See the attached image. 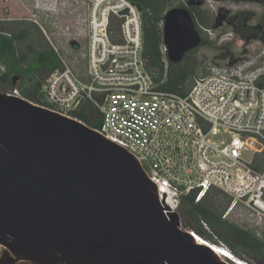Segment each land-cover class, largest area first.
I'll use <instances>...</instances> for the list:
<instances>
[{
	"label": "water",
	"instance_id": "water-1",
	"mask_svg": "<svg viewBox=\"0 0 264 264\" xmlns=\"http://www.w3.org/2000/svg\"><path fill=\"white\" fill-rule=\"evenodd\" d=\"M163 43L172 64L201 46L188 8L166 12ZM165 199L125 148L0 92V264H232Z\"/></svg>",
	"mask_w": 264,
	"mask_h": 264
},
{
	"label": "built area",
	"instance_id": "built-area-1",
	"mask_svg": "<svg viewBox=\"0 0 264 264\" xmlns=\"http://www.w3.org/2000/svg\"><path fill=\"white\" fill-rule=\"evenodd\" d=\"M114 17L122 20L121 43L111 38ZM87 30L82 74L54 47L62 68L46 79L42 107L76 119L73 113L92 105L102 119L96 131L140 161L171 212L179 214L193 191L199 202L219 190L231 200L229 211L244 210L256 228V217L264 218V70L213 67L186 95L161 91L143 56L136 5L89 0ZM162 51L166 57L165 45Z\"/></svg>",
	"mask_w": 264,
	"mask_h": 264
},
{
	"label": "rangeland",
	"instance_id": "rangeland-1",
	"mask_svg": "<svg viewBox=\"0 0 264 264\" xmlns=\"http://www.w3.org/2000/svg\"><path fill=\"white\" fill-rule=\"evenodd\" d=\"M166 8L167 12L174 8H189L195 12V22L201 29L202 38L207 40V44L200 46L192 57L200 64L195 77L209 73L213 67L227 68L248 63H251L246 67L249 71L264 70V0H168ZM88 13L89 0H0V34L14 39L17 56L25 58L21 62L24 69H29L33 59L30 48L42 50L44 47H55L68 64L82 74L88 42ZM241 15L244 26L258 28L261 35L242 38L237 33ZM39 37H42L43 47L38 43ZM7 71L6 64L0 61V77ZM34 73L30 77L25 72L23 77L13 74L16 81L9 84L6 93L18 90L24 97L36 81H43L45 77ZM229 207L223 218L262 240L264 218L260 220L256 217L258 226L251 229L250 220L255 217H248L240 208L229 211ZM185 227L182 223V228L187 230ZM204 228L212 234L208 226L204 225ZM212 237L210 242L226 246L216 236ZM236 258L248 264H264L249 256Z\"/></svg>",
	"mask_w": 264,
	"mask_h": 264
},
{
	"label": "trees",
	"instance_id": "trees-1",
	"mask_svg": "<svg viewBox=\"0 0 264 264\" xmlns=\"http://www.w3.org/2000/svg\"><path fill=\"white\" fill-rule=\"evenodd\" d=\"M128 1L136 5L141 11L143 56L147 61L151 76L159 85V90L186 95L193 84L200 64L196 59L192 58L197 49L186 54L184 60L179 64L167 62L162 48L164 45L163 24L167 12L166 3L168 0ZM188 10L195 21V12L193 13L189 8ZM243 21V15H241L237 33L242 38L248 39L252 36L261 35L258 28L246 27ZM121 23L122 20L117 17H114L111 22V38L116 43L122 42L120 35ZM196 27L201 34L200 27L197 24ZM37 39L39 45L43 47L42 37ZM206 44L207 40L202 38L201 47ZM30 49L33 51V59L27 70L21 66V62L25 58L17 56L14 39L0 34V61L6 64L8 69L0 77V87L3 89L1 93L8 92L6 88H8L9 84L14 83L15 78L12 77L13 74H17L19 77H23L24 72L29 77L33 72L43 74L41 75L45 76L43 81H36L33 88L25 93L24 98L36 105L45 106L44 95L42 93L43 85L54 71L62 68L61 61L54 48L47 49L44 47L42 50ZM31 78L34 79V76ZM259 83L264 85V77L260 79ZM73 117L82 121L92 129L97 130L101 128V116L90 104L83 106L82 109L73 113ZM262 162L264 163V159ZM215 192L217 194L212 196ZM197 194L198 191H193L183 198L179 215L181 222L186 226L185 228L195 232L194 234L197 233L199 236H202L206 240L196 234L200 239L202 238L201 240L208 242L212 246H224L210 242L213 239L212 235L216 236L227 246V250L229 249L232 254L240 259L244 256H249L264 263V233L262 240H258L251 232L225 220L223 215L231 201L223 192L213 190L199 202H196ZM203 223L208 225L212 234H209L205 230Z\"/></svg>",
	"mask_w": 264,
	"mask_h": 264
},
{
	"label": "bare ground",
	"instance_id": "bare-ground-1",
	"mask_svg": "<svg viewBox=\"0 0 264 264\" xmlns=\"http://www.w3.org/2000/svg\"><path fill=\"white\" fill-rule=\"evenodd\" d=\"M262 207L264 208V206H262ZM195 236L199 242H202L203 244L210 246V248H212V250H214L219 256H221V258L231 262L232 264H236V263L237 264H247V263H244V262H241L240 260H238L236 258V256L230 252L229 249L228 250L226 249V246L225 247L224 246L215 247V246H212L211 244H209L208 242L201 240L196 234H195Z\"/></svg>",
	"mask_w": 264,
	"mask_h": 264
}]
</instances>
